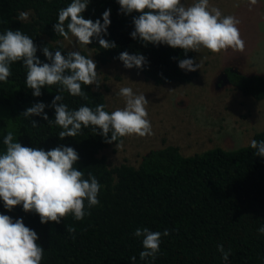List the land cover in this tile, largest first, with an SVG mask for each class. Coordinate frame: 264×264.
Instances as JSON below:
<instances>
[{
	"label": "trees",
	"instance_id": "16d2710c",
	"mask_svg": "<svg viewBox=\"0 0 264 264\" xmlns=\"http://www.w3.org/2000/svg\"><path fill=\"white\" fill-rule=\"evenodd\" d=\"M71 2L0 0V34L19 30L29 36L42 63H50L43 54L44 47L66 56L69 50L55 43L63 37L53 26L59 10ZM107 9H111V23L107 34L101 35L116 46L104 49L95 37L87 45L101 63H123L118 57L126 51L145 57L142 68L131 69L155 85L189 83L197 77L198 70L189 72L179 67L182 59H194L196 63L195 51L185 53L181 48L133 39V18L140 13H121L118 0H89L82 16L103 23L102 14ZM24 11H32L33 15L20 21L17 17ZM80 52L88 57L85 51ZM10 71L7 82L0 81V154L6 151L3 139L8 132L13 133L14 142L24 147L45 151L71 147L79 155L74 167L84 172V178L91 173L102 185L99 204L88 209L85 201L90 214L79 221L68 214L60 223L42 224L34 211L25 212L22 205L8 211L0 199V214L14 221L22 219L26 227L37 233V243L44 249L41 264H145L139 257L143 237L133 235L137 228L145 227L161 233L167 229L170 233L161 237L160 252L150 264H264V235L258 232L264 226V157L255 155L251 141L243 146H217L191 155H183L176 145H166L149 150L136 166L124 162L109 166L99 152L120 143L124 137L106 143L100 130L95 132L89 126L82 127L75 137L60 139L58 134L63 129L49 125L42 115H22L27 108L42 102L46 105L44 113L54 120L55 109L50 105L56 95L62 96L57 104L64 103L69 110L81 106L94 110L104 104L111 113L98 88L82 84L85 95L81 97L70 95L57 84L42 87V95L35 97L26 86L23 61L13 62ZM223 77L243 95L264 98L263 75H245L226 68ZM110 138L111 133L107 139ZM253 139L264 140V129L255 132ZM69 227L75 231L69 233ZM217 245L231 250L228 261L222 259Z\"/></svg>",
	"mask_w": 264,
	"mask_h": 264
},
{
	"label": "clouds",
	"instance_id": "9594fccd",
	"mask_svg": "<svg viewBox=\"0 0 264 264\" xmlns=\"http://www.w3.org/2000/svg\"><path fill=\"white\" fill-rule=\"evenodd\" d=\"M88 3L89 0H72L67 7L60 9L54 31L65 39L71 34L78 45H88L95 37L102 48L115 47L114 42L103 39L101 35L107 34L111 9L102 14L103 23L100 19L93 22L82 16ZM118 3L121 13H140L133 18L135 30L130 35L145 44H166L174 49L181 48L185 53L199 52L201 47L213 53L227 49L244 50L245 42L237 28L240 21L231 15L223 16L219 8L210 7L209 0H195L190 6L181 0H118ZM249 3L250 6L255 5L257 0H249ZM17 19L27 20L28 13L21 12ZM42 51L50 63L40 61L33 40L21 31L6 30L0 34V81L7 82L12 75L10 65L13 62L23 61L27 70L26 86L33 90L35 97L42 95V87L57 84L70 95L81 97L85 95L82 84H95L99 88L93 59L80 51H68L66 56L59 50L53 53L47 47ZM118 59L128 69L142 68L146 63L143 55H130L126 51L120 53ZM179 67L195 72L201 69V64L195 63L194 59H182ZM117 95L124 98L125 107L111 113L105 110L104 104L97 105L94 110L88 106L69 110L66 104H57L62 96L56 95L50 105L55 109L54 120H49L44 113L46 105L42 102L27 108L22 115L25 118L42 115L49 125L55 124L63 129L58 134L60 139L75 137L82 127L89 126H93L95 132L99 129L106 143L129 135H152L146 110L149 102L144 94H135L131 87H121ZM32 125L37 126L35 121ZM109 133L111 138L107 139ZM3 144L6 151L0 154V199L8 211L22 205L25 212L37 213L42 224L49 221L60 223L68 214L77 221L90 214L86 211L85 201L88 209L99 204L98 194L102 185L91 173L84 178V172L74 167L79 155L73 148L60 146L45 151L24 147L14 142L12 132L4 137ZM250 146L255 155L264 157V140L258 142L253 139ZM67 231L73 233L75 229L69 227ZM258 232L264 235V226ZM169 234L167 229L161 233L146 227L137 228L133 235L143 237L140 260L145 264L154 261L160 252L161 237ZM37 240V233L26 227L22 219L14 221L10 216L0 214V264H41L44 249ZM217 251L224 261H228L230 249L225 251L223 245H217ZM131 259L135 261L136 257Z\"/></svg>",
	"mask_w": 264,
	"mask_h": 264
},
{
	"label": "rangeland",
	"instance_id": "374dc122",
	"mask_svg": "<svg viewBox=\"0 0 264 264\" xmlns=\"http://www.w3.org/2000/svg\"><path fill=\"white\" fill-rule=\"evenodd\" d=\"M181 2L190 6L195 0ZM209 5L219 8L223 16L231 15L240 21L237 28L245 47L242 52L227 49L219 53L201 47L196 52V63L201 64V69L189 83L155 85L121 62L101 63L92 48L78 45L71 34L68 39L55 42L69 51H85L93 59L100 82L98 89L111 111L125 107L124 98L117 95L121 87H131L149 102L146 110L152 135L125 136L120 143L102 149L98 155L104 156L109 166L123 162L136 166L149 150L166 145L178 146L183 155L217 146H243L255 132L264 129V98L243 95L223 77L226 68L264 76V0L251 6L249 0H209ZM24 13H28L27 20L33 15L32 11Z\"/></svg>",
	"mask_w": 264,
	"mask_h": 264
}]
</instances>
